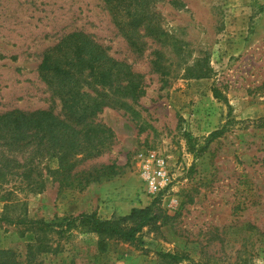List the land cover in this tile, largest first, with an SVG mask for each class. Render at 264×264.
I'll use <instances>...</instances> for the list:
<instances>
[{"label": "rangeland", "instance_id": "rangeland-1", "mask_svg": "<svg viewBox=\"0 0 264 264\" xmlns=\"http://www.w3.org/2000/svg\"><path fill=\"white\" fill-rule=\"evenodd\" d=\"M150 10L165 36L162 43L142 39L143 52L136 53L103 0H0V113H60L38 66L49 48L75 31L91 35L141 75L144 92L131 99L107 90L118 103L111 101L96 123L111 129L112 143L77 168L114 164L118 173L82 190L60 189L45 169L56 170L57 159L44 160L42 192H31L18 175L0 187V218L27 214L58 224L96 214L109 220L154 204L168 217L166 225L143 229L142 244L73 228L47 234L45 250H38L33 232L0 223V250L25 264H174L162 257L166 253L188 258L178 264H264V0H156ZM156 51L164 74L153 71ZM227 122V132L209 142ZM10 150L0 147L2 154ZM33 150L24 148L19 160ZM147 152L161 155L170 172L159 202L147 194L138 170ZM172 197L178 202L169 208Z\"/></svg>", "mask_w": 264, "mask_h": 264}, {"label": "trees", "instance_id": "trees-1", "mask_svg": "<svg viewBox=\"0 0 264 264\" xmlns=\"http://www.w3.org/2000/svg\"><path fill=\"white\" fill-rule=\"evenodd\" d=\"M155 1L103 0L119 33L136 53L143 52L141 40L144 38L163 42L165 33L158 27V13L150 10ZM154 54L156 59L151 62L153 71L164 74L162 54L158 51ZM38 74L52 96L59 100L61 111L56 114L52 108L35 111L14 109L0 113V147L13 151L10 155L0 153V187L9 181V176L18 175L31 192H42L45 189L42 163L52 158L58 161L57 169H45L47 173H52L60 189L75 187L82 190L103 176L118 173L120 169L114 164L88 171H78L77 168L83 162L100 156L112 143L114 135L111 129L96 123L98 115L106 107H113V97L107 90L114 96L138 99L144 93L142 76L132 72L124 62H117L106 48L82 31L65 35L49 48L38 66ZM206 75L204 72L199 77ZM215 97L227 102L218 90H215ZM113 101L118 103L117 99ZM260 122L264 126V119ZM229 123L213 132L209 142L227 132ZM29 147L34 149L33 152L20 161L18 156ZM161 199L162 195L154 200L159 202ZM14 206L9 204V207ZM155 206L135 208L129 215L109 220L99 219L96 214H82L54 224L31 220L27 214L16 219L3 214L0 223L24 227L25 231L33 232L40 241L38 250L46 249L44 241L47 234L66 235L73 228L95 234L101 240L114 238L142 244L140 234L144 228L157 225L159 221L163 225L168 224V217L159 214L161 212ZM56 227L59 231H55ZM162 257L174 264L188 260L186 256L172 253ZM0 264L25 263L14 252L0 250Z\"/></svg>", "mask_w": 264, "mask_h": 264}, {"label": "built area", "instance_id": "built-area-1", "mask_svg": "<svg viewBox=\"0 0 264 264\" xmlns=\"http://www.w3.org/2000/svg\"><path fill=\"white\" fill-rule=\"evenodd\" d=\"M138 160V170L147 194L154 198L163 196L170 185V172L165 159L155 152H147L141 154ZM177 202V199L172 197L169 208H174Z\"/></svg>", "mask_w": 264, "mask_h": 264}]
</instances>
